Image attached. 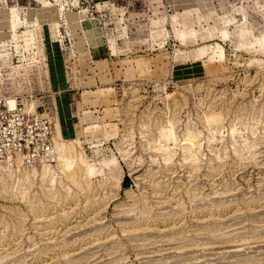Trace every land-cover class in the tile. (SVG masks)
Instances as JSON below:
<instances>
[{
    "label": "rangeland",
    "instance_id": "374dc122",
    "mask_svg": "<svg viewBox=\"0 0 264 264\" xmlns=\"http://www.w3.org/2000/svg\"><path fill=\"white\" fill-rule=\"evenodd\" d=\"M0 97V264H264V0H0Z\"/></svg>",
    "mask_w": 264,
    "mask_h": 264
},
{
    "label": "built area",
    "instance_id": "2783aa9c",
    "mask_svg": "<svg viewBox=\"0 0 264 264\" xmlns=\"http://www.w3.org/2000/svg\"><path fill=\"white\" fill-rule=\"evenodd\" d=\"M50 120L25 105L0 97V170L18 166L49 165L56 159Z\"/></svg>",
    "mask_w": 264,
    "mask_h": 264
},
{
    "label": "bare ground",
    "instance_id": "6f19581e",
    "mask_svg": "<svg viewBox=\"0 0 264 264\" xmlns=\"http://www.w3.org/2000/svg\"><path fill=\"white\" fill-rule=\"evenodd\" d=\"M15 102V99H13V98H10L9 99V103H10V105H13V103ZM54 140H55V135H54ZM55 144V143H54ZM63 145V144H62ZM60 149H61V147H60ZM66 150H64V149H61V151L60 152H62V153H59L60 154V158H61V160L63 161V165H64V167H67V168H71L72 166H73V160H71V155L69 156V154L68 155H66L65 153H63V152H65ZM70 157V159H69V157ZM20 166V164H18V166L17 167H19ZM5 169H7V168H5ZM76 171V170H75ZM80 171V170H79ZM73 173V172H72ZM74 173H76V172H74ZM71 174V173H70ZM78 175V174H77ZM68 176V175H67ZM72 177H74V176H72ZM76 177V176H75ZM72 179V178H71Z\"/></svg>",
    "mask_w": 264,
    "mask_h": 264
}]
</instances>
